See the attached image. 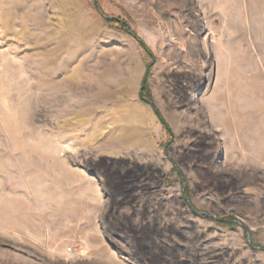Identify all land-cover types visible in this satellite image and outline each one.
Returning a JSON list of instances; mask_svg holds the SVG:
<instances>
[{
  "label": "rangeland",
  "instance_id": "374dc122",
  "mask_svg": "<svg viewBox=\"0 0 264 264\" xmlns=\"http://www.w3.org/2000/svg\"><path fill=\"white\" fill-rule=\"evenodd\" d=\"M0 264H264V0H0Z\"/></svg>",
  "mask_w": 264,
  "mask_h": 264
},
{
  "label": "water",
  "instance_id": "95a60500",
  "mask_svg": "<svg viewBox=\"0 0 264 264\" xmlns=\"http://www.w3.org/2000/svg\"><path fill=\"white\" fill-rule=\"evenodd\" d=\"M95 8H97V6L95 5ZM106 19L108 18V17H105Z\"/></svg>",
  "mask_w": 264,
  "mask_h": 264
},
{
  "label": "trees",
  "instance_id": "16d2710c",
  "mask_svg": "<svg viewBox=\"0 0 264 264\" xmlns=\"http://www.w3.org/2000/svg\"><path fill=\"white\" fill-rule=\"evenodd\" d=\"M131 35H133V34H131ZM143 45V44H142ZM144 48H145V46H143ZM146 49V48H145ZM147 50V49H146Z\"/></svg>",
  "mask_w": 264,
  "mask_h": 264
}]
</instances>
